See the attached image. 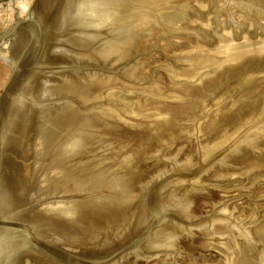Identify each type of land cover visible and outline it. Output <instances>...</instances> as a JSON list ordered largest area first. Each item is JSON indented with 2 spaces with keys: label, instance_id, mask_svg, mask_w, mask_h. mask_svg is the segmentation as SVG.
Returning <instances> with one entry per match:
<instances>
[{
  "label": "rangeland",
  "instance_id": "obj_1",
  "mask_svg": "<svg viewBox=\"0 0 264 264\" xmlns=\"http://www.w3.org/2000/svg\"><path fill=\"white\" fill-rule=\"evenodd\" d=\"M100 1L0 0V264H264V0Z\"/></svg>",
  "mask_w": 264,
  "mask_h": 264
},
{
  "label": "bare ground",
  "instance_id": "obj_2",
  "mask_svg": "<svg viewBox=\"0 0 264 264\" xmlns=\"http://www.w3.org/2000/svg\"><path fill=\"white\" fill-rule=\"evenodd\" d=\"M87 2H88V4L89 3H91V0H87V1H85V2H83L82 3V5H80V6H78V8L76 7V6H74V3H75V0H70V2H69V4L67 3V6H66V9H67V11H65L66 13V15L64 16L65 18H66V23H67V28L69 29V32H68V34H67V42L66 43H68L69 44V47L71 46L72 48L74 47V48H76V49H78V50H84V48L86 47V46H90V44H92V41L93 40H91V38H90V40L88 41L87 40V42L85 41V39L83 40L82 39V36H86V37H88V31H85L87 28L88 29H91L90 27L92 26V24L94 23V22H92L91 21V19H92V15H93V13H92V11H91V8L89 7L88 8V10H89V13H86L85 12V8H86V6H87ZM98 3H100L101 5H105L104 4V1H100L99 0V2ZM51 5V4H50ZM76 5V4H75ZM88 7V6H87ZM87 10V9H86ZM98 15H100V13L98 14ZM101 15H104V14H101ZM117 22V21H116ZM109 43H111V44H113V46L115 45V44H117L116 43V40L114 41V42H109ZM71 44V45H70ZM86 44V45H85ZM105 46H106V43H105V45L104 46H102V47H100L99 49H101V51L98 49V53H101L102 55H103V52H105L104 51V49L106 50V48H105ZM70 47V49H72ZM112 48V47H111ZM73 51H75L74 49H72ZM86 50V49H85ZM110 52V51H109ZM118 52V51H117ZM83 54H85V53H83ZM89 54V53H88ZM101 54H98L99 56H101ZM81 56H83V57H86L87 59L88 58H90L89 56H87L86 54L85 55H81ZM85 58V59H86ZM79 59H84V58H80L79 57ZM76 77V76H75ZM38 81V82H37ZM36 82H31V83H29L28 82V84H27V86H24V87H26V89H28V91H33L34 90V88H35V86H36V84L35 83H39V79L37 80ZM83 81V80H82ZM83 83V82H82ZM31 84V86H29ZM73 84V83H72ZM34 86V87H33ZM67 86V85H66ZM23 87V88H24ZM22 88V89H23ZM41 88H42V86H41ZM43 89H44V87H43ZM69 89H71V88H69ZM73 89H75V92L77 91L76 90V88H73ZM79 89V88H78ZM72 90V89H71ZM80 90V89H79ZM59 92V91H58ZM58 92H57V94H58ZM80 92H81V90H80ZM84 92V91H83ZM82 92V93H83ZM51 94V93H50ZM71 94V93H70ZM64 95V94H63ZM75 95V94H74ZM259 102L260 101H258V102H255L256 103V106H254L255 105V103H251L250 104V106L249 105H247V108H249V109H251V108H256L257 106V109L258 108H260V106H259ZM249 103V102H248ZM247 103V104H248ZM264 106V105H263ZM72 108V107H71ZM261 109H264V108H261ZM260 109V110H261ZM30 109L28 108V110H27V112L29 111ZM19 111L21 112V113H25L26 112V107H24V103H22L21 104V106H20V108H19ZM19 112V113H20ZM70 112V111H69ZM74 113V112H73ZM71 114V113H70ZM74 115V114H73ZM75 117V116H74ZM73 117V118H74ZM69 118H71V116L69 117ZM67 119V118H66ZM56 120V119H55ZM73 120V119H72ZM55 122V121H54ZM64 123H65V125L66 126H70V125H72L71 123H73L72 121H70L69 122V120L67 119V120H64L63 121ZM69 123H70V125H69ZM65 126V127H66ZM54 133H55V131H53ZM54 135V134H53ZM70 135V134H69ZM55 137V136H54ZM70 137H72V136H70ZM69 137V138H70ZM52 138V137H51ZM71 139V138H70ZM55 140V139H54ZM53 140V141H54ZM46 141H47V139H46ZM49 141V140H48ZM52 141V142H53ZM47 143V142H46ZM221 143V142H220ZM49 145V144H48ZM50 146V145H49ZM257 166V165H256ZM13 167V169L16 171V173H17V176L19 177V179H20V186L22 185L21 183H23L24 182V177H25V174H23L24 173V171H25V169L24 168H21V167H17V165H16V163H12V166H11V168ZM258 167V166H257ZM252 169H254V168H252ZM47 184V183H46ZM18 194V193H17ZM21 195L22 194H19V199L21 198ZM23 196V195H22ZM16 197H18V196H16ZM0 198H1V200H3V206H1V210H7V209H11V207H12V204H15L16 203V201H15V199L13 198V197H8L4 192H2L1 193V195H0ZM171 205V204H170ZM14 206V205H13ZM180 207H183V206H180ZM112 208V207H111ZM172 208H173V206H172ZM184 209H185V207H183ZM182 208V209H183ZM109 209V208H108ZM123 209H125V207L123 208V206L122 207H120V206H115V207H113L110 211H112V212H115L114 214H111L110 212L108 213V215H107V213H105V212H99L98 214L102 217V216H107L109 219L111 218H113L114 217V219H115V217H117V219H119V220H121L122 218H120L121 217V214H122V212L124 211ZM139 209H141L140 210V215H139V213L137 214V216H136V219H135V221H134V231L133 232H135L136 233V231L138 232V231H140L141 229V227L142 226H145V221H146V218H147V214H145V211H144V213H143V209H144V207L143 206H141V208H139ZM168 209H171V207L170 208H168ZM105 211H107V210H105ZM2 212V211H1ZM139 212V211H138ZM184 213L183 211H180L179 213ZM2 214V213H1ZM143 214V215H142ZM22 215V214H21ZM151 216V215H150ZM149 216V217H150ZM7 216H5L4 218H6ZM15 217V216H14ZM107 217L105 218V219H107ZM16 218V217H15ZM58 218V217H57ZM125 218L126 217H124L123 219H122V221H124L125 220ZM17 219V218H16ZM106 222H108V221H106ZM121 223V222H120ZM120 223H119V225H120ZM123 223V222H122ZM71 228V227H70ZM157 231V230H156ZM159 231V230H158ZM66 232H67V235H69V233H71V232H73V229L71 228V230H69V229H66ZM85 233H86V231H85ZM134 233V234H135ZM158 233V232H157ZM89 235V234H88ZM90 235H91V233H90ZM70 236V235H69ZM166 235H165V233H163L161 236H160V239L161 238H165L166 239V237H165ZM90 236H88V238H89ZM124 237V236H123ZM153 237V236H152ZM154 238V237H153ZM125 239V238H124ZM240 263V262H239Z\"/></svg>",
  "mask_w": 264,
  "mask_h": 264
},
{
  "label": "water",
  "instance_id": "obj_3",
  "mask_svg": "<svg viewBox=\"0 0 264 264\" xmlns=\"http://www.w3.org/2000/svg\"><path fill=\"white\" fill-rule=\"evenodd\" d=\"M25 77H27L26 75V71H25ZM21 77V75L19 76V78ZM24 79H20L18 78L17 75H15L12 79V81L10 82V84L7 86L6 90L4 91V93L0 96V137L1 135L4 133V129L7 128L6 124L9 122L10 123V118L12 116V112L11 109L14 103V97H15V93L16 91L19 92V90L21 89V87L27 83L26 80ZM19 80V81H17ZM17 81V82H16ZM16 82V83H15ZM13 88V89H12ZM12 90H14V95L12 94ZM12 94V95H11ZM8 107V109L6 110V108ZM10 107V108H9ZM6 110V113H5ZM5 115L4 119L3 116Z\"/></svg>",
  "mask_w": 264,
  "mask_h": 264
}]
</instances>
